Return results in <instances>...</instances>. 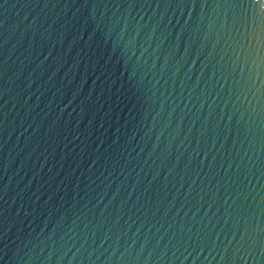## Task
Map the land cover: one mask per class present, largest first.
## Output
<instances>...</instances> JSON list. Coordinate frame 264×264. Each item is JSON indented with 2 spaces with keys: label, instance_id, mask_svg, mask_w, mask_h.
<instances>
[{
  "label": "water",
  "instance_id": "obj_1",
  "mask_svg": "<svg viewBox=\"0 0 264 264\" xmlns=\"http://www.w3.org/2000/svg\"><path fill=\"white\" fill-rule=\"evenodd\" d=\"M0 264H264V0H0Z\"/></svg>",
  "mask_w": 264,
  "mask_h": 264
}]
</instances>
